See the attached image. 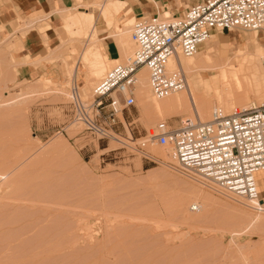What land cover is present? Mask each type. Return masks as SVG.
I'll return each mask as SVG.
<instances>
[{"label": "rangeland", "instance_id": "obj_1", "mask_svg": "<svg viewBox=\"0 0 264 264\" xmlns=\"http://www.w3.org/2000/svg\"><path fill=\"white\" fill-rule=\"evenodd\" d=\"M120 16L123 22L129 15ZM229 31L226 43L237 33L251 37L246 44H231L233 54L255 51V34L264 43V31ZM24 37L0 32V264H264V221L253 231L232 235L249 216H264V211L243 195L189 178L177 162L164 159L172 148L153 137L158 124L176 128L188 113L149 118L135 90V106L119 114L111 131L126 144L112 136L93 138L83 124L71 122L72 96L30 93L45 77L70 93L74 68L64 79L62 61L43 59L32 64L30 80L20 77L13 60L31 61ZM129 45L124 60L136 50ZM78 47L71 43L63 49L68 62L78 58ZM226 49L222 44V57ZM47 53L45 47L34 57ZM115 65L108 64V70ZM101 78L87 73L85 80L78 79L84 100L93 99ZM251 91L247 102L264 104ZM245 104L236 101L223 112L251 108ZM193 191L211 204L193 211L195 194H188ZM260 198L262 203L264 189Z\"/></svg>", "mask_w": 264, "mask_h": 264}, {"label": "built area", "instance_id": "obj_2", "mask_svg": "<svg viewBox=\"0 0 264 264\" xmlns=\"http://www.w3.org/2000/svg\"><path fill=\"white\" fill-rule=\"evenodd\" d=\"M233 28L264 31V0H204L180 17L137 22L132 31L134 55L102 78L93 99L86 101L78 88L72 90L71 122L83 124L93 138L110 137L119 114L135 106L139 68L147 65L154 92L167 95L185 86L182 72L168 73L169 58L193 54L212 31ZM154 136L161 146H171L186 176L201 177L204 184L215 183L252 200L259 197L255 176L264 170V104L230 114L215 110L207 122L187 119Z\"/></svg>", "mask_w": 264, "mask_h": 264}, {"label": "bare ground", "instance_id": "obj_3", "mask_svg": "<svg viewBox=\"0 0 264 264\" xmlns=\"http://www.w3.org/2000/svg\"><path fill=\"white\" fill-rule=\"evenodd\" d=\"M124 5H125V2L122 0H106L104 4L98 5L100 7L101 15L106 20L108 26H111L114 18L120 15L121 10L124 7ZM136 24L137 22H135L134 18L127 20L123 24L124 32L119 37V43L123 47L122 50H124L125 56L126 54L128 55V52H129L128 45L129 44H132V45L134 44V46H136L134 41L132 40V33H131L134 30ZM64 27H66L68 34H69V38L71 40H76V41L78 40L84 43L85 47L82 50L81 66L83 67V69L87 71L88 74H91L92 76L98 79L101 76L103 78L110 70H112V68L108 70V64H112V63L123 64V63H119L118 61H110L109 58L105 54H103L102 48L97 39L96 31L94 29V20H93L92 14L85 13L84 11H79L76 14H72V15L70 14L65 19ZM256 32H260V31H256ZM129 33H131L130 36H129ZM81 36L84 37V39H81ZM214 36L215 35H212L211 37H209V39L206 42H208ZM253 39L255 41V47H256L255 51L253 52L245 51V49H242V50L239 49L237 52L233 54L231 49H229V52H227L228 50L226 49L225 53L227 57H222L221 51L208 52L204 50L202 52H199V56H195L196 54L195 52L190 55L179 54L178 57L177 56L170 57L167 62L168 73H173V72H178V71L182 72L185 76V86L183 88L174 90L164 96H158L153 90L152 83H151V69L147 65H144L141 68H139L135 75L136 81L134 84L135 85L134 90H136L139 100L144 104L143 107L145 108L144 109L145 114L148 113V116L150 115L149 118L153 116L156 118L158 117L161 119H165L167 118V116L169 117L177 116L178 113L184 111L188 113L189 116L181 119L180 124L178 125L179 127L187 119H190L192 121L207 122L211 120L215 110H222L223 112L225 109L226 111H230L235 106L234 104L236 101H239L240 103H246L245 105H251L250 107L252 108L257 107V105L255 106V102L253 101L247 102L248 90H252L251 92H253L254 95L257 96L258 99H262V101L264 102V93H263L264 92V76L262 75V72H261L262 69H261V63H260L261 58H264L263 57L264 51H263V47L261 46V44L264 45V43H260L258 41V34H255ZM250 40H251V37L246 36L242 33L241 34L237 33L235 36L233 35L230 36L229 42L231 46V44H236V43L246 44L250 42ZM263 42H264V39H263ZM212 43H213V40H212ZM130 49L132 50V48ZM134 53H135V50L131 55L127 56L125 60L127 61L128 59H130L134 55ZM262 61H263L262 62L263 70H264V59ZM73 68H74L73 66H70L64 70L63 73H64L65 78L66 77L68 78L69 75L72 74ZM209 71L213 72V75L212 77L207 78L205 74L206 72H209ZM194 77L198 79V84L194 82ZM55 84L56 82H53L51 79L43 78V84L32 87L30 89V93L43 94L44 92H52V93H55L61 96H66V97H71L73 95L72 91L69 93L65 89L55 88ZM89 86L87 87V90H86L87 93H88ZM64 87L65 86H62V88ZM74 88H78L79 90V87H77L76 85L72 87V90ZM79 92L81 93L80 90ZM174 92H177V93H174ZM210 111L211 113H210L209 119L204 120L208 116ZM166 128H167V125L165 121H163L158 124L157 129H166ZM110 136H112L110 138H112L115 142H118L120 144L122 143V145L125 143V141L122 140L119 137L120 135L118 134L110 135ZM153 137L156 139L154 135ZM163 157L167 161H170L173 163L177 162L176 158L172 154V150H171V153L168 152L164 154ZM260 171H263V170H258L257 173ZM180 172L183 173L181 169H180ZM191 179L197 180V181L202 180L201 177L191 178ZM255 179H256V176H255ZM213 184L217 185L215 183ZM256 185H257V189L259 192V197L256 198L255 200H252L250 197L244 194L237 193L231 190L228 191L227 189H224L220 186L219 187L232 194L243 195L249 198V200L251 201V203H253V205L255 206L256 204L258 205L257 209L254 206H251L252 204L249 205V207H253L256 210H260L262 212L264 211V201L260 203L261 198H260L259 187L257 184V179H256ZM188 194H195L196 204H192L194 206H192L191 208L193 211H199V207L201 210V208H203L206 204L208 205L211 204L209 199L203 197L202 194H196L195 191L188 193ZM182 200L183 199L181 198V201ZM181 201L178 200L175 203L176 205L178 204L177 205L178 208L176 209H179L181 205ZM190 218L189 220H191ZM263 221H264V216H262L261 214L251 215L249 216L248 221L243 225V227H241L239 231L233 232L232 235L233 236L238 235V234L243 235L247 231H250V230L253 231L257 227H259ZM257 252L255 254L259 255V253Z\"/></svg>", "mask_w": 264, "mask_h": 264}, {"label": "crops", "instance_id": "obj_4", "mask_svg": "<svg viewBox=\"0 0 264 264\" xmlns=\"http://www.w3.org/2000/svg\"><path fill=\"white\" fill-rule=\"evenodd\" d=\"M105 1L0 0V32H18L20 35L24 34L23 46L24 51H26L25 56H31V61L13 60L18 68L19 76L30 80L33 75L32 64L37 65L44 59L62 61L61 70L63 76L66 67L73 66V83L75 85L78 86V79L85 80L87 71L81 66L82 50L85 47L84 43L78 40H71L66 27H64L65 19L70 14H76L79 11L92 14L94 29L103 54L110 61H118L120 63L124 61L125 53L119 43V37L124 32L123 24L127 20L134 18L135 22H138L153 18L164 20L180 17L186 10L204 0H122L125 2V5L120 15L128 14L129 16L123 22L120 15L115 17L111 26H108L98 6L104 4ZM229 32L212 31L211 36L215 35L214 39L211 38L208 42L202 44V47L196 53L204 50L208 52L221 51L222 44L226 45L227 50L230 49V42L228 41L227 44L225 42ZM71 43L77 45V47L79 46L80 53L78 58L70 63L67 60L66 54L63 53V49ZM45 47L48 49L46 56L43 58L34 57L35 54L41 52ZM45 78L51 79L50 77ZM63 78L65 79V77ZM62 79L59 77L57 81H64ZM256 179L257 183H259L260 191L263 190L264 170L257 173Z\"/></svg>", "mask_w": 264, "mask_h": 264}]
</instances>
